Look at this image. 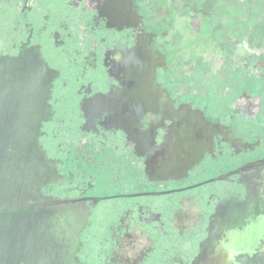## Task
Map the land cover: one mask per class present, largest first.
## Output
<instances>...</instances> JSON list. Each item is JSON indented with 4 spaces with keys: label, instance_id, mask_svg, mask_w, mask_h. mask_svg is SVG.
Segmentation results:
<instances>
[{
    "label": "flooded vegetation",
    "instance_id": "1",
    "mask_svg": "<svg viewBox=\"0 0 264 264\" xmlns=\"http://www.w3.org/2000/svg\"><path fill=\"white\" fill-rule=\"evenodd\" d=\"M23 54L50 85L28 210L77 264H193L264 205V0H0V64Z\"/></svg>",
    "mask_w": 264,
    "mask_h": 264
},
{
    "label": "water",
    "instance_id": "2",
    "mask_svg": "<svg viewBox=\"0 0 264 264\" xmlns=\"http://www.w3.org/2000/svg\"><path fill=\"white\" fill-rule=\"evenodd\" d=\"M20 61L17 69L0 64V101L13 120L0 131V264H77L73 226L28 210L41 184L31 143L48 114L41 104L50 85L36 57ZM243 214L220 215L193 264H264V205Z\"/></svg>",
    "mask_w": 264,
    "mask_h": 264
}]
</instances>
